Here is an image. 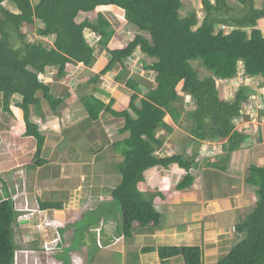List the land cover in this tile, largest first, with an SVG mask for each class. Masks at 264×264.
I'll return each mask as SVG.
<instances>
[{
	"label": "trees",
	"instance_id": "obj_1",
	"mask_svg": "<svg viewBox=\"0 0 264 264\" xmlns=\"http://www.w3.org/2000/svg\"><path fill=\"white\" fill-rule=\"evenodd\" d=\"M5 2L15 9L14 13L3 6ZM236 2L234 6L230 0H201L203 17H199L195 11L181 16L183 0H38L35 4L31 0H0L2 107L7 112L12 99H20L15 106L23 114L24 137L36 141L35 163L45 141L30 121L31 108L41 115L44 104L56 115L68 98L66 94L52 95L39 76L53 69L57 82L66 78L67 65L82 64L85 69H91L96 63V48L105 52L107 58L105 66L85 83V88L93 87L92 93L81 96L79 102L87 115L85 123H99L102 115L122 121L117 135L127 138L111 144L114 155L121 159L117 166L113 165L120 182L109 194L110 204L96 208L75 225L77 241L73 249L84 246V238L95 236L89 230L100 223L118 221L125 239L132 238L140 229L160 226L161 217L154 209V200L161 198V194L155 190L143 191L146 171L176 166L184 176L174 189L183 192L194 183L191 170L200 161L196 159L204 143L223 141L219 154L205 156L201 166L226 172L232 155L251 141L253 136L246 130L238 131L233 120L254 92L241 85L230 100H223L218 88L240 74L247 82L257 81L259 89L264 90V4L256 9L255 0ZM102 7L119 15L116 20L112 17L113 21L135 29L136 34L126 46L108 47L116 37V29L104 14L97 13L94 21L87 17L79 20ZM219 26L232 31L224 34L218 30ZM23 27L32 29L38 40H27L29 34L22 33ZM86 30L99 36L95 47L86 42ZM45 39H53L52 44L45 43ZM136 51L151 60L143 69L155 74L153 83L140 76H130L126 61ZM193 63L205 75L201 77ZM115 71L118 73L114 81L131 92L127 108L122 111L113 109V98L105 104L93 95L96 91L102 93L97 87L100 79ZM187 99L192 105L188 110ZM166 116L181 130L178 138L188 143L178 154L162 157L157 153L164 147L165 137L174 132L165 122ZM259 120H264V110L259 112ZM84 125L82 130L87 132ZM160 132L164 136H158ZM189 145L194 148L187 156ZM102 151L103 146H98L95 155ZM83 161H87L85 157ZM243 179L246 185L256 189V201L243 221L235 226V232L242 238L215 264H264V167L250 164ZM0 183L4 195L0 200V264H14L19 250L14 240L18 214L11 200L15 192L4 182ZM36 202L43 212L62 210L59 202ZM79 229L82 233L77 236ZM68 251L57 257L62 264L69 262ZM155 251L160 261L180 257L183 264H202L200 247L162 246Z\"/></svg>",
	"mask_w": 264,
	"mask_h": 264
},
{
	"label": "crops",
	"instance_id": "obj_2",
	"mask_svg": "<svg viewBox=\"0 0 264 264\" xmlns=\"http://www.w3.org/2000/svg\"><path fill=\"white\" fill-rule=\"evenodd\" d=\"M101 54L102 55L97 58L95 65L91 69H85V67L82 64L67 65L66 67L67 76L65 79L61 81L56 82L54 80V75L56 74V71L53 69H48L44 75L39 76V80L50 88L52 95H54L55 97H59L66 94L68 95V98L66 99L61 109L58 110L56 115L51 114L49 117H47L46 113L43 111L46 107L44 104L41 107V111H40L41 115H37L34 109L31 110L32 112L30 116V121L31 123L35 124L38 127L40 133L44 137L43 140L45 141L38 162L35 163V157H34V155L36 154V141H34L33 138L28 139L24 137L25 125L23 123L22 111L17 108L18 111H16V114L13 115L14 118L17 120V122H15V124L13 125V120L9 114L11 110L10 112L8 111L6 112L3 109V112L0 114V116H2L1 117L3 121L2 123L5 122L7 123L8 121L9 124L7 126V130L5 131V134H2V137L0 136V145L2 146L0 148L4 149L5 153H8V151H12V154L14 153L16 154V156L18 153L19 156L17 157H19V160L21 162L20 164V162L17 161L18 162V164H16L17 167L15 168V166H13L12 168L13 170L10 171L8 170L2 173L3 175L10 177V181H8L9 183L4 181V184L5 186H7V188L12 190L13 189L12 185L15 184L16 179H18V184L16 185H19V189L22 190L23 185L25 186V189L29 186L30 194L32 196L37 195L36 201L59 202L62 203V209H63V207L66 205L68 201L66 200V198L68 199V196L72 195L76 191L79 192V190L82 189L81 188V185L83 183L82 181H84L85 179L84 177L86 176L82 175L79 169L86 167L93 168V172H91L89 175L90 177L89 178L86 177V179H88L89 181V184L92 183V187L94 184L93 179L95 178L98 179L99 183H106L107 181H102L101 179H104L105 177L109 178V176H112L113 172H111L110 175H107V173L105 172L106 167H104L103 165L100 166V164H98V162L100 163L102 162L97 159L99 155H95L96 153H94L93 158L90 160L91 162L90 163L87 162L88 165H84L82 163L84 162L83 159L77 158L71 161H67L65 159V161L61 163L59 169L57 170L59 172V175L57 176L59 180L57 181H52L54 173L52 171L48 172L46 169L50 165L57 167L56 161L59 160L58 157H56L58 155L57 148L59 147L61 139L64 136V133L74 131V129L80 127L82 123H85L87 121V115L83 110L82 106L80 104H77V101L84 94L89 95L92 93L93 87L85 88V83L87 82V80L90 79V71L94 70L95 73L97 74L99 70H101L105 66L107 61L105 52ZM99 59L104 60V62L102 66L98 68V66L102 62L101 61L98 65L97 62ZM69 68L73 70L69 71ZM85 73H87V75H85L84 78ZM107 76L108 77L106 78H101L98 83L99 85L97 86L102 93L100 94L96 91L95 93H93L94 97L104 102L105 104L109 103V98H113L115 100L113 106V109L115 111H122L124 109L126 110V107L124 106L126 105V103L122 104L120 101H117L113 93L104 90L103 87L105 83L108 84L109 86H112L113 84L114 86L118 85L122 88H125L124 85L120 83H116L114 81L116 77V72H113L112 74H109ZM78 87H82L83 88L82 91L78 90ZM125 89L123 92H126L125 94H127V92L129 91ZM74 91H76V95L74 94ZM13 99L15 103L20 101V99L17 97H14ZM125 99L127 101L128 98ZM0 101L2 102V94H0ZM69 101L72 102L69 104ZM104 117H105L104 115L100 117L99 124H102L104 122L103 121ZM167 117L168 116H166L165 119ZM169 120H170L169 123L166 121L165 122L170 127L173 128L174 132L173 135L169 137H165L164 147L169 145L168 148H170V146L171 148L174 146V148L178 149V147L181 146L180 148L181 150L182 147L184 148V146L188 143V141L187 140L181 141V139L178 138L179 135L177 133L179 132L178 131L179 129L171 122L170 118ZM85 124L87 125V128H85V130H88L86 132L87 134L91 133L92 130L94 129V125H96V124H88V123ZM105 125L106 124L103 123L101 126V131H103L104 134H106L105 132V129H107L106 127L110 126V125L108 126ZM82 133L85 132L82 130ZM80 134H81L80 132L75 133L76 137L73 134H69V135L70 138L78 139ZM125 136L126 135L120 137H124L123 139H125L126 138ZM158 136H164V133L160 132L158 133ZM89 138H91V136ZM123 139H119V141ZM95 144L99 145V142L98 144L97 143ZM111 144L112 143H110V145ZM164 147L157 153V155L162 157L171 156L166 154ZM192 148H194V146L189 145L186 152L189 151L191 154L192 151L190 150H192ZM104 150L105 148L103 147V151H102L103 153ZM243 154H244L243 150L234 153L231 157V161L229 164L230 167L228 166L226 172L223 173L227 175V172L229 171L236 172L238 169H240L242 164L240 156H242ZM116 158H119L120 160L119 156L118 157L116 156ZM103 161L105 163H109L111 159L104 157ZM253 165L256 164L254 163ZM261 165L262 164L258 166ZM68 168L71 170L68 171ZM72 171L77 175L78 178L82 180L78 179V181L77 182L75 181V183L70 182L71 180L75 179L71 176ZM11 172L13 173V175H11ZM195 172L196 169L191 170V175L193 177ZM210 172L218 173V171H214V170H210ZM16 173H20V176ZM183 176H184V172L178 169L176 166H171L168 169H162L157 167L150 169L144 173L145 188H142L143 191L147 189L152 191L155 190L156 192L161 194V198L159 197L154 200V209L161 217V221H160L161 223L158 228L140 229L136 233L132 234V238L130 239L123 238V241H121L120 243L116 244L113 247H109V243L111 242L112 238L122 237L118 225L117 228H115L114 230L111 229L109 231L101 232L100 236H98L99 239H97L96 235L91 236L92 238H87V239L84 238V240L82 241L84 242L85 245L73 249L74 242L77 241L75 238L69 250L72 251L76 250L74 252L75 254L79 253V255L84 260L82 264H111V260L112 262L116 261L115 264H174V263L178 264V262L176 261V259L174 260V258L166 261H160L158 258V254L155 250L162 246H168V247L196 246V247H200L202 250L203 264H215L217 262L216 257L218 255L215 257L212 254L211 256H208L207 254L212 253L211 252L212 250L214 251L216 250L213 246V244L217 242L216 235L221 233L222 235L226 234L229 236L228 232L230 229L227 228V226L224 223H222V221H220L219 219L221 218L225 219V217L222 216H225L226 213H230L231 210L230 197H223V198L221 197L219 199H214L213 198L214 196L209 195L204 199L203 194L201 192L202 184L204 185L202 181V179L204 180L203 176L202 178H200L199 176L194 178L193 185L187 190L183 192H177L175 191L174 188L176 187V185ZM209 176L212 175L210 174ZM24 177L28 181L27 184L26 181L22 180ZM228 177H232V176H228ZM232 183L233 182L229 184L230 190L234 189ZM116 185L117 184H115L114 186ZM148 185H150V187ZM247 186L245 188H247ZM99 187H102V185H100ZM252 189L255 194L256 189L251 187V190ZM62 194L65 195V198L59 199L57 196H60ZM231 194L233 195L232 192ZM52 198H54V201H52ZM109 199L111 198L109 197ZM255 201H256V197H255ZM222 213L224 215L221 216ZM91 231L92 230L90 229L89 233H91ZM201 231L203 232L202 237H201ZM92 233L94 232L92 231ZM234 237L236 240L237 236L235 235ZM202 238H203V242L208 243V245L210 246L207 247L208 248L207 253H206V249L205 251L203 250L204 246L200 245V243L202 242ZM238 238L240 240L242 236L238 235ZM96 239L98 243L101 245V247H99L98 244L95 243ZM227 240L228 239H225L224 241L222 240L223 241L222 244L225 242L224 245H226ZM82 241L80 240V242ZM217 248H219V245L217 246ZM85 249L87 251H85ZM147 249L149 250L151 249L152 251L150 252L145 251ZM79 251L81 252V254Z\"/></svg>",
	"mask_w": 264,
	"mask_h": 264
},
{
	"label": "rangeland",
	"instance_id": "obj_3",
	"mask_svg": "<svg viewBox=\"0 0 264 264\" xmlns=\"http://www.w3.org/2000/svg\"><path fill=\"white\" fill-rule=\"evenodd\" d=\"M38 0H31L32 4H35ZM230 2L232 3V5H236V0H230ZM255 8L256 9H260L262 7V5L264 4V0H255ZM3 6L10 12H15V9L7 2H5L3 4ZM191 11H195L199 17H203V13H202V4H201V0H183V8L181 10V16L186 15L187 13L191 12ZM97 13H102L104 14V16L111 20V23L115 26L116 29V37L113 41L110 42L109 46L110 49L114 48L115 44H118L119 46H126L129 42L130 39H133L134 35L136 34L135 29L127 26V25H120L117 23V21H113L112 17L116 20V18H118V14L117 13H113V11H111L110 8L107 7H102V8H98L96 10L95 13H92L90 15H86V16H81L79 18V20H82L83 18L87 17L90 20L95 19ZM115 22V23H114ZM264 24V23H263ZM264 30V27H263ZM22 33L25 34H29L27 36V40L31 41V40H38L36 38V36L34 35V32L32 31V29L29 30V28L27 27H23L22 28ZM127 33H130V35L128 36ZM53 39H45L44 42L48 43L49 45H51V41ZM103 53L102 51H100L99 48L95 49V58L97 61V58L100 57ZM102 58V57H101ZM102 61V62H101ZM101 62V63H100ZM104 60L99 59L97 64L100 65L98 66L101 67L103 64ZM151 61L148 58H145L143 55H141V53L139 51H136L134 56L131 58V60H127L126 61V68L128 69V72L130 74V76H140L143 79H145L147 81V83H153L155 74L154 73H149V72H145L143 69L144 65H150ZM193 66L195 67V69L198 71L199 75L202 77L203 75H205V73L200 70L199 66L196 63H193ZM73 70L69 68V71ZM116 75L118 73V71H115ZM87 75V74H86ZM96 75L95 71L92 70L90 71V77ZM89 76V75H88ZM129 76V77H130ZM108 76L102 77V78H106ZM85 78V77H84ZM112 78V77H111ZM257 81H245V79L241 76L238 75L236 79H234L232 82L227 81L223 84L219 85V95L220 98L223 100L231 99L233 93L237 90V86H246L248 87L251 91H253L255 94H253L250 98L252 99V97H255V100L260 99V96H264V90L263 91H259V86H257ZM104 90L112 92L113 95L115 96L117 101H120L122 104L127 108V102L129 101V97L131 96V92H127V94H125L126 92H123L125 88H122L118 85H113L109 86L108 84H104ZM126 90V89H125ZM145 92V91H144ZM74 94L76 95V91H74ZM231 96V97H230ZM122 98V100H121ZM125 98H128L127 101ZM79 101V100H78ZM77 101V104H80V102ZM14 99L13 101L10 103V106L8 108V112L10 114V117L13 120V125L15 124V122H17V120L14 118L13 115L16 114V111H18V109L15 107V103H14ZM72 101H69V104ZM76 104V105H77ZM191 102L187 99L186 102V108L187 110L192 106L190 105ZM123 107V108H125ZM61 109V108H60ZM31 110H33L31 108ZM46 113V116L49 117L52 113L49 111V109L47 107H45V109L43 110ZM3 112V107H2V102L0 101V114ZM32 112V111H31ZM2 116H0V136L2 137V134H5V131L7 130V126H8V121L7 123H2ZM186 118V117H185ZM183 119L184 121H186V119ZM56 121V120H54ZM103 123H105V126L107 129H105L106 134L103 133V131H101V126L102 124L96 123V125H94V129L92 130L91 133L86 134L82 133V129H83V125L85 123H82L80 125V127L74 129V131H70L68 133H64L63 138L61 139V142L59 144V147L57 148V156L58 157V161H56L57 163V167H54L53 165H50L47 169L48 172L52 171L53 174V180L52 181H57L59 180V178L57 177L59 175V172L57 171L59 169V166L61 165V163L63 161H65V159L67 161H71V160H75V159H85L88 161L82 162L84 165H88V163H90L91 159L93 158L92 152H96L98 151V146H103L105 148L104 153H100L99 157H100V161L103 163L98 162V164L103 165L105 168V172L107 173V175H110L111 172H113L112 176L105 177L104 179H101L102 181H107L106 183H99L98 179H93L94 184L92 187V183L89 184V181L87 178H89L90 173L93 172V168L91 167H86V168H82L79 169L80 173L86 177H84V181H82L84 183H82L81 188L78 191L74 192L72 195L68 196V199L66 198L67 203L66 205L63 207V209L61 211H45L44 213H34L33 216H30V212L31 211H39L38 208V204L36 202V196H32L29 192V186L24 190L25 192V196L21 197L20 199H16L17 202V208L21 207L19 209H24L23 211H25V213H18V216L21 215H27L30 216L29 217V221L28 222H22L20 225L17 224V227H15V242L16 245L18 246V252H17V264H25L26 261V255H23L22 251H28V262L27 264H33L34 263V259L38 258L39 259V264H48L49 261H51L50 264H61V261L57 260V257L59 255L64 254V251L69 250L70 246L73 244L74 241V236L76 235L75 233V225L80 222L82 220V218L94 211L96 208L102 206V205H107L108 203L111 202V199H109L110 196H108L111 192V190L114 189V185L115 184H119L120 182V177L118 176V174L116 173L115 169L116 167H114V163L116 164V166L118 165V163H120L119 158H116V155H114V152L111 148L110 143H114V142H118L119 139H123L124 137H120L119 135H117V130L120 129L123 126L122 121L119 120H114L112 119L111 116L109 115H105V117L103 118ZM166 122H170L169 118L167 117L165 119ZM21 122V121H19ZM239 130H246L247 134H249L250 136H253L251 138V141L247 144L246 147H243V151L244 154L241 157V167L240 169H238L236 172L235 171H229L227 172L228 176H232V177H228L226 174L223 173V171H218V173L215 172H210L209 167H205L201 166L202 163L201 160L205 159V157L202 158V156H206V155H215V154H219V152L221 151L220 146L223 144L222 142H214V143H210L207 142L205 143L204 147V153L201 154V156H199L196 161H199L196 167V172L194 174V178H196L197 176H199L200 178H202V176L204 177V180L202 179L204 185L202 184V189L201 192L203 194V197L205 199V197H208L209 195L214 196V199H219V198H223V197H230V213H226L225 216L223 213L221 214L222 217H225V219H219L220 221H222V223H224L227 228H229V236L224 234L222 235L221 233L216 235V243L213 244L214 248L216 249V253L214 250H212L210 254H207L208 256H211V254L213 256H217L216 257V261H218L219 259H221L222 257H224L229 249L231 248L232 245H235L236 243H238L239 238L237 233L235 232V226L239 223H241L244 219V216H246L248 214V212L250 210H252L253 208V204L255 203V194L253 192V189L251 190V187L247 186L244 183V176L247 172L248 166L250 165V163H255L257 166L262 164L261 166L258 167H264V120H259V117L257 120H253V121H242L239 124ZM85 126V125H84ZM4 127V128H2ZM178 128V127H177ZM4 129V131H3ZM179 129V128H178ZM249 130V131H248ZM178 131H181L180 129ZM81 133L80 136L78 137V139H73L70 138L69 134H73L75 137V133ZM91 136V138H89ZM127 138V136H125ZM161 137V136H160ZM73 139V140H72ZM99 145H96L95 143ZM0 147H2L0 145ZM13 147V146H12ZM168 146H165V152L167 155H173V154H178L181 150V146L177 148H174V146L171 148H168ZM193 149V148H192ZM192 151V150H190ZM258 153V155H257ZM187 156H190V152L187 151L186 152ZM255 155V157H254ZM17 156L18 153H17ZM16 154H12V151H8V153H5L4 149L0 148V181L2 182H8L10 181V177L3 175L2 173H4L5 171H10L13 170V166H15V168L17 167L16 164H18V162H20L19 157H17ZM104 157L110 158L111 161L109 163H105ZM118 157V156H117ZM258 157V158H256ZM18 158V159H17ZM253 159V162H252ZM24 160V159H23ZM119 160V162H118ZM15 161V163H14ZM18 161V162H17ZM23 162V161H22ZM21 164V162H20ZM19 164V165H20ZM222 166H226V164L222 165ZM230 167V166H229ZM203 168V169H202ZM113 171H112V170ZM202 169V170H201ZM71 169L68 168V171H70ZM215 171V170H214ZM200 172V173H199ZM21 173V172H20ZM20 173H16L20 176ZM104 173V172H103ZM22 174V173H21ZM75 174L73 171L71 172V176L75 179L71 180L70 182H77L78 178L77 175H73ZM80 174V175H81ZM212 176H209V175ZM3 175V176H2ZM11 175H13V173L11 172ZM15 176V175H14ZM16 177V176H15ZM14 177V178H15ZM80 177V176H79ZM92 178V177H91ZM23 181H26V184L28 183L27 179L24 177L22 179ZM82 180V179H80ZM98 181V182H97ZM205 181V182H204ZM232 183V186L234 189L230 190V186L229 184ZM9 183V182H8ZM18 184V179H16L15 184L12 185V188L14 189V187L16 188V186L19 187ZM107 184V185H105ZM100 185H102V187H99ZM116 185V186H117ZM1 186V183H0ZM114 186V187H113ZM150 187V185H148ZM227 186V187H225ZM247 186V188H245ZM98 187V188H97ZM104 187V189H103ZM201 188V187H200ZM23 192L21 190H19V193ZM231 192L233 193V195L231 194ZM226 193V194H225ZM96 194V195H95ZM231 194V195H230ZM4 197L2 189L0 187V200ZM59 199H64L65 195L62 194L60 196H57ZM24 198L26 199V203L24 204ZM43 200V199H42ZM52 201H54V198H52ZM50 220L52 222L51 227H46L45 223L43 222L44 220ZM46 220V221H47ZM49 222V221H48ZM109 223V222H107ZM161 223V222H160ZM118 222L115 221L114 222V226L112 227V229L114 230L115 228H117L118 226ZM37 227L41 228L40 230L37 231ZM57 228V230H56ZM96 228L92 227L91 230H95ZM38 232V233H37ZM92 232V231H91ZM79 233H82L80 231V229L77 231V236ZM227 233V234H228ZM203 235V232L201 231V237ZM237 236V239L235 240L234 236ZM81 237V236H80ZM30 238L35 239L36 242L29 244L26 243L28 240H30ZM227 240L226 245H224V243L222 244V242L225 240ZM55 240L60 242L58 248L56 250H54L53 252L49 253H44L42 250V246L47 244L50 245V243ZM223 240V241H222ZM205 241V240H204ZM52 245V244H51ZM200 245L204 246V251L206 249V253H207V247L209 246L208 243H204L203 242V238H202V242L200 243ZM219 245V248H217V246ZM229 245V247H228ZM49 247V246H48ZM210 247V246H209ZM82 250V249H81ZM80 250V251H81ZM33 251V252H32ZM76 250H69L67 252V258H68V264H70V256H76V259H78L81 264L83 263V258L79 255V253H74ZM79 251V252H80ZM85 251H87L85 249ZM32 252V253H31ZM51 254V255H50ZM81 254V252H80ZM207 256V257H208ZM202 258H203V254H202ZM176 259V261L178 262V264H183V261L180 257H176L174 258V260ZM115 261V260H114ZM115 264V262H112L111 260V264ZM175 264V263H174ZM203 264V261H202Z\"/></svg>",
	"mask_w": 264,
	"mask_h": 264
},
{
	"label": "built area",
	"instance_id": "obj_4",
	"mask_svg": "<svg viewBox=\"0 0 264 264\" xmlns=\"http://www.w3.org/2000/svg\"><path fill=\"white\" fill-rule=\"evenodd\" d=\"M218 30L224 31V34H229V32L232 31V28H228V27H225V26H221V27L219 26ZM127 35L129 36L130 33H127ZM99 39H100L99 36H97L96 34H93L91 32L86 33V40H87L86 42H88V44L91 47H94L96 45V43L99 41ZM239 86H237V87H239ZM262 110H264V101H263V99H262L261 96H260V99H257V100H255V97L254 96L252 97V99L249 98V103L244 104L242 106V109L240 111L239 116L233 120V123L235 124L236 129L239 130V128H238L239 125L238 124L240 122H242V121L244 122V121L257 120L258 117H259V112L262 111ZM240 131H242V130H240ZM202 153H204V148L201 149L199 156H201ZM211 155H213V154H211ZM203 157H205V156H202V158ZM19 190L20 189H19L18 186H16V188H14L15 195L12 196V199L11 200H12V203H13L14 210L17 212V214L18 213L22 214V213H25V211H23V210L26 209V208H23V209H19L21 207H18L17 208L16 199H20L21 197H24L25 196V192H26V191H24L25 190V186L24 185L22 186V190L21 191H23V192H20L19 193ZM25 203H26V199L24 198V204ZM37 209L39 210V208H37ZM44 212L43 211H40V210L39 211H31L30 212V214H31L30 216H33L34 213H39L40 214V213H44ZM30 216H28V217H27V215L18 216L17 217V224L20 225L22 222H28ZM46 220L43 221L45 223V226L46 227H51L52 225H54V227H55V224H52V222L50 220H47V221ZM113 226H114V223H112V222H109V223H106V224L100 223V225L95 230H93V231L97 235L96 237H98V236H100V233L101 232H103V231H109V230L112 229ZM40 229L41 228L37 227V231L40 230ZM56 230H57V228H56ZM58 241L53 240L50 243V245H47V244L43 245L42 246L43 252L44 253H47V252L51 253L54 250H56L58 248L59 244H60V242H58ZM121 241H123V237H120V238H112V240H111V242L109 244V247H113V246H115L116 244H118ZM28 242H36V240L30 238V240H28ZM97 244H98L99 247H101V245L98 242H97ZM22 252H23L22 253L23 255H28L29 254L28 251H22ZM17 257L18 256H17V252H16L15 253V256H14V264H17ZM34 260H35L34 261V264H39V259L38 258H35ZM70 261H71V264H81V262L78 259H76V256H73V255L70 256ZM50 263H51V261H49L48 264H50Z\"/></svg>",
	"mask_w": 264,
	"mask_h": 264
},
{
	"label": "clouds",
	"instance_id": "obj_5",
	"mask_svg": "<svg viewBox=\"0 0 264 264\" xmlns=\"http://www.w3.org/2000/svg\"><path fill=\"white\" fill-rule=\"evenodd\" d=\"M228 28H229V27H228ZM217 31H218V30H217ZM88 32H90V31H87V30H86V31L84 32L85 39H86V34H85V33H88ZM91 33H92V32H91ZM93 34H94V33H93ZM97 36H98V35H97ZM86 41H87V40H86ZM131 41H132V40L130 39V42H131ZM87 43H88V42H87ZM96 44H97V43H96ZM95 46H96V45H95ZM95 46H94V47H95ZM133 56H134V55H133ZM133 56H132V57H133ZM132 57H131V58H132ZM131 58H129L128 60H131ZM239 75H240V74H239ZM232 81H233V80H232ZM232 81H230V82H232ZM238 88H239V87H238ZM238 88H237V89H238ZM259 91H263V90L260 89ZM234 93H235V92H234ZM234 93H233V94H234ZM254 94H255V93H254ZM230 97H231V96H230ZM232 97H233V95H232ZM232 97H231V98H232ZM262 97H263V96H262ZM249 98H250V97H249ZM226 100H230V99L227 98ZM12 101H13V99H12ZM14 103H15V102H14ZM9 106H10V105H9ZM15 107H16V106H15ZM8 108H9V107H8ZM16 108H17V107H16ZM18 109H19V108H18ZM19 110H20V109H19ZM204 145H205V143L202 145V147H204ZM202 147H201V149H202ZM105 224H106V223H105ZM98 226H99V225H98ZM98 226H96V227H94V228H97ZM92 231H93V230H92ZM93 232H94V231H93ZM94 233H95V232H94ZM122 237H123V236H122ZM118 238H120V237H118ZM111 240H112V239H111ZM26 243L32 244V243H34V242H28V241H27ZM119 243H120V242H119ZM109 244H110V243H109ZM16 252H18V250H17ZM28 259H29V258H28V255H26V261H25V264H27V262L29 261ZM69 260H70V258H69ZM33 264H34V263H33ZM61 264H62V263H61ZM70 264H71V261H70Z\"/></svg>",
	"mask_w": 264,
	"mask_h": 264
}]
</instances>
